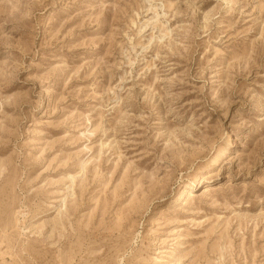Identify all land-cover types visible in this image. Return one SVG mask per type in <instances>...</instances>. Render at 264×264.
Here are the masks:
<instances>
[{
	"label": "rangeland",
	"instance_id": "obj_1",
	"mask_svg": "<svg viewBox=\"0 0 264 264\" xmlns=\"http://www.w3.org/2000/svg\"><path fill=\"white\" fill-rule=\"evenodd\" d=\"M0 264H264V0H0Z\"/></svg>",
	"mask_w": 264,
	"mask_h": 264
}]
</instances>
